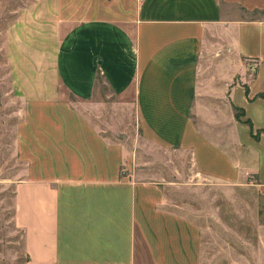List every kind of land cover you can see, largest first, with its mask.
<instances>
[{
    "label": "crops",
    "instance_id": "1",
    "mask_svg": "<svg viewBox=\"0 0 264 264\" xmlns=\"http://www.w3.org/2000/svg\"><path fill=\"white\" fill-rule=\"evenodd\" d=\"M64 6L32 0L6 28L14 94L93 111L104 104L102 77L141 134L130 147L86 116L60 122L67 130L63 143L52 142V167L57 151L63 165L36 168L14 186L24 264H203L200 224L158 178L121 169L133 174V144L142 137L154 155L156 147L191 152L194 188L206 182L264 195V0H138L122 18H73Z\"/></svg>",
    "mask_w": 264,
    "mask_h": 264
},
{
    "label": "rangeland",
    "instance_id": "2",
    "mask_svg": "<svg viewBox=\"0 0 264 264\" xmlns=\"http://www.w3.org/2000/svg\"><path fill=\"white\" fill-rule=\"evenodd\" d=\"M31 1L0 0V264H24L26 260L24 234L13 220L14 186L27 178L30 171L35 176L36 168L56 170L63 165L65 153L57 151L59 162L56 158L52 167V142L59 139L63 143L60 134L67 130L58 127L60 122L86 116L102 126L111 140L128 143L130 147L141 134L132 111L115 103L102 77L97 84V102L104 104L93 111L74 100L69 103L70 110L69 105L25 103L14 94L5 57V30L15 20L16 12ZM137 6L138 0H65L63 11L73 18L107 15L122 18L133 13ZM236 115L239 118L242 112L237 111ZM54 121L59 124L54 125ZM136 143L131 163L134 172L124 165L121 175L131 174L139 180L158 178L166 185L172 202L181 206L172 205L173 208H179L203 228V264H259V222H264V195L248 187V191L218 185L212 188L206 182L194 188L191 152H169L156 147L154 155L153 150L148 152L145 139L141 137L138 146ZM136 151L139 160L134 156ZM164 156L167 162H163ZM151 158L153 162L148 164Z\"/></svg>",
    "mask_w": 264,
    "mask_h": 264
}]
</instances>
